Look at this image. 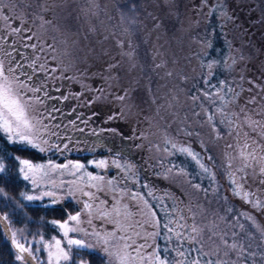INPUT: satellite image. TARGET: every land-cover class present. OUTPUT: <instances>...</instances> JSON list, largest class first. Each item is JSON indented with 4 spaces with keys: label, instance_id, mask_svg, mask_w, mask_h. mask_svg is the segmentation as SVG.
<instances>
[{
    "label": "snow or ice",
    "instance_id": "1",
    "mask_svg": "<svg viewBox=\"0 0 264 264\" xmlns=\"http://www.w3.org/2000/svg\"><path fill=\"white\" fill-rule=\"evenodd\" d=\"M10 2L11 10L8 5L0 2V28L4 30L3 34H0V140L18 146L17 151L63 155L65 151L72 149L64 142L66 137H62L59 132L61 126L52 124L55 119L53 113L59 109L46 106L47 101L53 99L47 91V80L36 78L41 73L51 78L57 67L46 66L45 63L40 62V55L26 59L20 56L19 50L12 45L23 43L24 48H30L37 53H43L45 47L55 52V46L47 41L38 45L35 42L37 39L35 32L28 27L29 17L26 14L12 15L11 13L16 11L17 3L15 0ZM203 5L209 6V16L220 6L209 5V0H203ZM39 7L40 14L36 15V19L40 22V27L52 25L53 20L47 19L44 15L51 12L47 0ZM222 15L228 16L227 12H223ZM228 19L231 17L228 16ZM15 36H19L20 39H13ZM119 44L123 47V41ZM207 47H212L211 41L207 42ZM124 55L131 58L133 52ZM50 59L54 61L56 58L51 56ZM220 63L219 60H210L206 65H202L208 69V77L204 83L215 91L202 89L201 94L193 95L191 99L193 102L203 99L210 105H217L219 102L215 112L208 108L204 109L206 122L215 132L216 139L222 138L218 125L226 126L230 134L235 132V144L227 145L232 151L225 152L224 161L218 168L213 156H202L190 144L178 145L166 133L163 137V151L169 156L176 153L183 154L196 163L199 168L198 175L206 178L209 186L192 183L191 180L188 183L195 190L203 192L205 196L211 194L222 200L226 205L223 209L224 214L213 213L214 219L201 223L196 218L198 215H203V210H194L190 204L185 208H178L177 205L183 203V200L174 194L168 197L173 201L171 205L163 203L153 205L149 202V197L160 200L163 198L156 197L152 190L142 193L119 189L122 195L137 202L136 211L144 217L142 220L126 223L136 214L131 210L130 205L121 203V200L115 197H113L114 203H110L108 200H101L98 195L104 192L105 185L112 186V191L115 192L118 187L117 178L106 180L100 174L94 175L79 161L68 160L65 163H57L53 159H48L46 162L36 163L12 155L9 158L15 161L18 175L29 182L33 189L31 193L20 192L22 201L36 202L48 198V205H56L63 199L76 198L77 193L81 197L77 200V203L82 204L80 211L75 214L66 213L67 218L63 221L59 219L46 221L62 235L59 239L53 236L51 240H44L41 235L38 243L47 250L45 264H68L70 261L72 264H77L73 257V248L95 247L83 238L70 236V233L81 232L97 237L100 248L107 258V264H264V223H261L252 211L264 214V143H260L251 134L255 133L260 139H264V123L252 120L247 114L241 116L240 113L225 112L226 104L231 102L226 97L233 92V89L227 87V92L221 94L224 92L221 86L226 87L227 82L219 81L217 85L211 84L212 69ZM232 63L235 64L236 60L233 59ZM228 67L230 68L231 65ZM238 96L239 93H236V97ZM117 98L125 99L123 95ZM60 99L67 100L69 97L62 96ZM243 111L241 109V113ZM217 114L221 119L217 120ZM196 115L200 114L196 113ZM117 118L118 115H110L108 120ZM70 123L75 124V121ZM245 127L250 129V132L244 131ZM93 135H97V132L93 131ZM186 135L191 136L192 133L187 132ZM201 147L203 148V144ZM204 152L207 153L208 149H204ZM88 164L96 168H107L109 164H114L122 171L125 168L131 171L135 167L131 164L121 165L118 160H92L88 161ZM173 169H176L178 175H189L183 167L174 164L167 171L171 172ZM9 171L10 166L5 163V157L0 156V175ZM218 175L223 176L227 181L231 195L238 197L243 204L250 205L251 210L241 211L231 206L229 196L221 195ZM56 176L60 177L58 182L53 179ZM65 176H71L72 179L65 180L63 179ZM249 179L257 184L256 191L248 187ZM144 187L147 188L148 185ZM42 188L45 190H41ZM65 188L66 196L58 195V191ZM0 198L5 200L4 207L12 204L14 210L21 211L25 207L20 200H13L3 187H0ZM139 202H142V208L139 207ZM157 209L164 211L163 217L158 215ZM82 214L87 217L86 223L91 227V232L80 226L83 223ZM93 217L111 224L112 229L97 231L93 225ZM0 224L3 225L5 234L10 239L15 261L18 264H32V262L40 264V258L35 252L41 251V248L34 249L31 243L22 242L25 240L23 236L25 229L13 230L8 212L0 214ZM138 229H143L144 234L141 235ZM161 236L165 241L164 244L158 241ZM117 241L122 243H115ZM78 264H87V262L80 260Z\"/></svg>",
    "mask_w": 264,
    "mask_h": 264
},
{
    "label": "rangeland",
    "instance_id": "2",
    "mask_svg": "<svg viewBox=\"0 0 264 264\" xmlns=\"http://www.w3.org/2000/svg\"><path fill=\"white\" fill-rule=\"evenodd\" d=\"M199 1L203 5V0ZM15 2L17 3L19 10L16 8V11L12 14L15 16H23L26 14L29 17L28 27L33 29L37 37L35 42L38 45L44 41L51 42L55 46V52L50 51L47 47H45L43 53H37L30 48L22 49L21 46L23 43H18L14 46L19 50V54L22 57H27L28 53L25 50L28 49L33 57L40 55V62L45 63L46 66L50 65L52 67H57V71L52 73V75H55L51 82L52 85L48 88L52 91H64L65 96L69 97V99H67V104L69 103L70 105L69 109L61 116L58 111L53 113L55 119L52 121V124H59L61 126L59 132L62 137H66L64 142L69 144V148L73 150L71 153L74 154L70 155L71 153H63V155H60L59 153H56V158L53 160L57 163H65L68 160L79 161L85 164L87 170L94 175L100 174L104 176L106 180L112 179L113 177L117 178L118 187L115 192L112 191V186L105 185L104 192L99 193L98 195L101 200H108L110 203H114L113 197H115L116 199H120L121 203L129 204L131 210L136 214L126 221V223H133L136 220H142L144 217L136 211L137 202H133L128 196L122 195L119 189H124L125 192L131 191L142 193H147L149 190H152L156 197L163 198L160 200L149 197V202L153 205L161 203L171 205L173 201L168 197L174 194L176 197L183 200V203L177 205L178 208H185L186 205L190 204L194 210H203V215H198L196 218L197 221L201 223H207L209 220L214 219L213 213L223 215V209L226 205L222 200H219L211 194L205 196L203 192L195 190L191 187V184L188 183V181L191 180L192 183H201L205 186L203 183V177L198 175L197 172V181L194 180L193 175L188 169H186L183 162L173 159L178 157L177 155L180 153L169 156L162 148H160V141H163V137L166 133L178 145L190 144L196 152H200L202 155L204 152H201L200 149L203 151V149L207 148L206 140L202 141L204 144L202 149V147L198 148V143L193 142L192 140L189 141L186 137H176V135H173L168 127L164 128L160 121L154 117L152 109L147 108L145 105L142 106L136 101L130 103L127 99L128 97L125 95V93H128V90L121 87L118 81L119 79L115 77L113 72L110 73V69H113L112 66H109L108 64L110 59H118L117 57L120 55L118 54V52L120 53L119 44L116 45L115 42L116 35L112 34L114 32L116 33L115 30H117L114 29V27L119 25V27L123 26V28H125L134 22L137 16L136 10H138L135 2L133 0H88L87 3H84V1L81 2L75 11H70L66 6H70L72 9L76 6L74 5L75 0H47L51 12L44 15L47 19L53 20L54 23L45 27H40V22L36 19V15L40 14L39 5L45 3V0H15ZM88 3L89 6H87ZM29 4L31 5L30 7H33L31 11H28V13H26V10L22 11V7H29ZM81 9L83 12L79 11ZM147 11L150 12L151 15L150 21H145L147 29H144L146 39L149 43L148 45H150L157 63L162 65V71L169 73L170 64L165 60L164 55L161 53L163 46L161 42L164 41L168 43L169 39L172 40V29H175V27L180 28L179 24L178 22H175L176 20H174L173 14H170V11L167 9H165L164 12L168 16L165 15L166 18L164 20H162V16L161 19L157 15L152 7L148 8ZM142 24L143 22L141 25ZM80 25L83 26L84 30H82L84 32L81 31ZM99 27L102 28L98 30ZM157 31L164 36L160 37V33H157ZM17 39L19 40L20 37L18 36ZM125 44L127 46V51L128 47L132 48L130 51H134L131 42H129V45H127V42ZM126 49L123 46L124 52H126ZM51 56H55L56 59L54 61L51 60ZM250 60V62L253 63L251 58ZM244 67L246 69L248 68L246 66ZM247 71L252 78L249 80L244 78L242 81L243 85L234 88L232 94L227 95L226 99L231 102L226 104L225 112L228 114L240 113L241 116L247 114L252 120L264 123V89L262 90L264 84L252 75L253 73L249 68ZM36 78L38 80L40 79V77ZM56 83L58 84L56 85ZM52 91L49 93H51V96L53 97V99H51L53 103H50L51 100H49L46 105L49 108L55 105V98H59L55 93H52ZM224 93L225 92H222L221 94ZM236 93H239L238 97H236ZM121 95L125 97L124 100H119L117 98ZM217 103L218 105H214V107L219 106V102ZM49 104H51V106ZM171 106L172 105L169 104V111L175 109V107L172 108ZM241 109L244 110L243 113H241ZM72 113H74V115L70 118L69 114ZM110 115H118L119 118L108 120ZM162 117L165 116L163 115ZM169 118H171V115L167 117V119ZM219 119H221L220 116L218 117V120ZM71 121H75V124L70 123ZM221 126L222 138L219 139L220 141L216 139L214 132L215 141L218 146L215 145V149L213 148L209 153H206V155L214 157L215 164L218 168L224 161L225 152L232 151L227 145L235 144L236 142L235 132L233 131L230 134L229 129L226 126ZM196 128L202 129L203 126L202 124L200 126L197 124ZM218 128H220V126H218ZM113 129L115 131H112ZM93 131H96L97 135H93ZM244 131L250 132V129L245 127ZM197 132L199 133V131ZM251 134L253 138L257 139L260 143H264V139H260L255 133ZM90 136H92V144H90ZM157 145H159V148H157ZM94 146V150H100L98 153H95L91 158L90 156H87V160L85 161L79 159L78 155L84 156L87 154L76 153L90 150V148ZM106 146L108 147V151L104 152L103 150ZM220 147L222 151H220ZM112 148H118V151L111 152ZM123 149H127L128 152L125 153ZM12 155H16V153L10 152V154L6 155L0 145V156L5 157V163L10 166V170L14 171L18 177H21L17 173L15 161L7 159L8 156L10 157ZM20 157L25 158L22 156ZM168 157L172 159L170 164L165 162V159ZM47 160L48 159L46 158L39 162L32 159V161L36 163H43ZM92 160H118L121 165L131 164L135 167L131 171H128L126 168L122 171L114 164H109L107 168H96L94 165L88 164V161ZM173 164L178 167H183L189 175H178L176 169L168 172L167 170ZM220 170L222 171V168ZM5 175L6 173L0 175V187H3L13 200H20L21 203H24L25 207L23 211L19 209L14 210V205L12 204H9L8 207H4L5 200L0 198V214L5 212L9 213V220L13 230L25 229L23 232L25 240L22 242L26 244L31 243L34 249L41 248V251L35 252V255L40 258V264H45L47 260V250L42 248L41 244L38 242L40 241L41 235L44 240H51L53 236L57 239L60 238V235L62 234H58V229H55L51 224L46 223V221L58 218L48 217L43 214L35 216L33 211L37 208L38 204L46 203V205H48V198H45L44 201L36 202L22 201L19 195L20 192H33L30 183L23 180V186H25V188L21 189L18 195H14L5 188ZM53 179H56L58 182L60 177L56 176L53 177ZM63 179L71 180L72 177L65 176ZM217 179L221 185V195L229 196L231 206L241 211L251 210L250 205L243 204L238 197L231 195L228 183L223 176L218 175ZM144 185H148V187L146 188ZM207 186L209 185H206L205 187ZM248 187L253 191L257 190V184L253 183L252 179H249ZM41 190L45 189L42 188ZM66 193V188L58 191V195L61 196H66ZM36 194H39V192H36ZM78 199H81L79 193L76 194V198L69 197L63 199L56 205L67 207L66 205L70 202L73 209L75 208L71 214H75L82 208V204L77 203ZM139 207H143L142 202H139ZM252 211L253 214L257 216V219L261 223H264V214L256 213L254 210ZM157 212L159 216H164V211L162 209H157ZM66 218L59 220L63 221ZM81 219L83 223L80 226L91 232V227L86 223L87 217L82 214ZM93 225L97 231L101 232L105 229L111 230L113 227L111 224L95 219L94 217ZM0 227L4 233V238L8 239L10 242L9 237L5 234L3 225L0 224ZM138 230L141 231V235L144 234L143 229ZM148 231H151V229H148ZM37 233L40 235H37ZM70 236L83 238L87 243L95 246L93 248H73V257L77 264L80 260H84L89 264L84 250L98 251V254L103 260V264H107V258L101 250L100 244L95 235H85L81 232L78 234L70 233ZM158 241L161 244L165 243L163 236L159 237ZM62 243H64V241H62ZM115 243L122 242L117 241ZM11 248L14 254L12 245ZM3 263L18 264V262L15 261V258L10 262ZM32 264H35V262H32ZM68 264H72V262L70 261Z\"/></svg>",
    "mask_w": 264,
    "mask_h": 264
},
{
    "label": "trees",
    "instance_id": "3",
    "mask_svg": "<svg viewBox=\"0 0 264 264\" xmlns=\"http://www.w3.org/2000/svg\"><path fill=\"white\" fill-rule=\"evenodd\" d=\"M83 1L87 3L88 0H75V7L72 9L70 6L66 7L70 11H75L77 6ZM133 1L138 7V10H136L137 16L134 22H132L133 26L130 24L128 27L123 28L121 26V28L118 25L114 27V29H117L115 30L116 33L114 32L112 34L116 35V45L120 41H123L125 49L127 47L125 43L127 42V45H129V42H131L134 47V51L132 50L134 55L131 58L124 55V53L130 52L132 48L128 47V51L126 49V52H124L123 47L119 44L120 53L118 52V54L120 55H118V59H110L108 63L113 68L110 69V73L113 72L115 77L119 79L118 81L121 87L128 90V93H125V95L128 97L127 99L130 103L136 101L142 106L145 105L147 108L152 109L154 117L160 121L164 128L168 127L176 137H186L187 140L198 143V148H201L202 141L206 140V149H208L207 153H209L211 149H215V145L217 144L214 131L206 122L204 109L208 108L212 112H215L216 107L210 105L203 99L197 102H193L191 99L193 95L201 94L202 89L215 91L214 89L208 88L204 83V80L208 77V69L202 65H206L210 60H219L221 62L212 69L213 77L211 78V84L217 85L219 81H226L227 86H221L224 88V92H227V87L234 89L242 86L244 78L247 80L251 79L252 77H250L251 75L247 71L248 68L253 73L251 74L264 84V43L261 44L258 41L259 37H264V9L255 8V3L251 5L246 0H240L239 15L246 16L244 9L246 7L248 9V6H252L254 10L249 12L251 19L245 17L242 20L240 16L239 20L236 21L230 11H221L225 7V4L217 7L213 11V14L209 16V9L204 8V5L199 0L198 3L195 0ZM213 1L215 4H218L216 0ZM227 3L229 2L227 1ZM234 3L235 1L232 0L229 5H234ZM87 6H89V3ZM148 6L152 7L160 18L162 16V20L168 16L164 12L167 9L170 11V14H173V18L176 20L175 22L179 24L180 28L175 27V29H172L173 39H169L168 43L161 42L163 45V52L161 51V53L170 64L169 73L171 75L163 72L162 66L156 67L159 64L154 58L153 51L150 45H148L149 43L144 33V29L147 27L145 21H150L151 19L150 12L147 11L150 8ZM32 8L22 7V11H31ZM17 9L19 8L17 7ZM82 9L79 11L83 12ZM223 12H227L231 19H228V16L222 15ZM252 21L256 27H251L252 24L249 23ZM142 22L143 24L141 25ZM246 22H248L251 29L246 27ZM81 25V31L84 32L83 26ZM100 28L102 27H99L98 30ZM157 33L160 32L157 31ZM162 36L164 35L160 33V37ZM209 41L212 43L211 48L207 47V42ZM95 43L97 44L96 41ZM250 58L253 63L250 62ZM233 59L236 60L235 64L232 63ZM228 65H231V67L229 68ZM244 66L248 68L246 69ZM263 87L262 90L264 89ZM169 104L172 105V108L175 107V109L169 111ZM196 113L200 115H196ZM162 114L165 117H162ZM169 115H171V118L167 119ZM218 117L219 114H217V120ZM197 124L199 126L202 124L203 128H196ZM218 126H220V129L222 128L221 125ZM187 132H191L192 135H186ZM0 145L4 153H16V155L39 162L46 158H56L54 153L45 154L17 151L18 146L9 145L3 140H0ZM163 147V141H160V148L163 149ZM200 151L204 152V149L203 151L200 149ZM220 151H222L221 147ZM202 155L204 156L206 153L204 152ZM177 156V159H173L182 161L186 169L193 175L194 180H196L198 178L196 173H199V168L196 163L190 157L183 154ZM78 157L82 161L87 160V155H78ZM7 159H10L9 156ZM171 161L172 159L169 157L165 159L167 164H170ZM203 183L205 186L209 185V181L206 178H203ZM4 185L7 191L14 195H18L21 189L25 188L23 186V179L18 177L12 170L4 176ZM66 206H50L46 205V203L38 204L33 213L35 216L43 214L48 217L63 219L66 218V213H72L75 209H73L70 202ZM4 237V233L0 227V264L10 262L14 258L11 244ZM84 253L87 256L89 264H103V260L98 254V251L84 250Z\"/></svg>",
    "mask_w": 264,
    "mask_h": 264
},
{
    "label": "flooded vegetation",
    "instance_id": "4",
    "mask_svg": "<svg viewBox=\"0 0 264 264\" xmlns=\"http://www.w3.org/2000/svg\"><path fill=\"white\" fill-rule=\"evenodd\" d=\"M227 1L230 3L232 0H216V3H218L219 5H220V7L221 6H223L224 4H225V7H223L222 9H221V11H230L233 15H234V19L236 20V21H238L239 20V17L240 18H242V20H244V18L246 17L247 19H251L250 18V14H249V12L250 11H252V10H254L253 8H252V6H248V9H247V7L244 9L245 10V12H246V16H244V15H239L238 13H240V10H239V2H241L240 0H234L235 1V3H234V5H232V4H230L229 5V3H227ZM247 2H250L251 3V5L252 4H256V6H254L255 8H258V9H264V0H246ZM0 2H2L3 4H6V5H8V7H9V10H11L12 9V3L10 2V0H0ZM195 2L196 3H198V0H195ZM213 4H215V2L213 1V0H209V5H213ZM204 8H206V9H209V6H203ZM229 9H228V8ZM19 10V9H18ZM13 13V12H12ZM11 13V14H12ZM26 13H28V11L26 12ZM13 15V14H12ZM249 24H252V26L251 27H256V25H254V22L252 21L251 23H249ZM249 24H248V22H246L245 23V25H246V27L247 28H249V29H251V27L249 26ZM263 26H264V24H263ZM255 29V28H254ZM3 29L2 28H0V33L1 34H3ZM18 38V36H15V37H13V39H15V40H18L17 39ZM258 41H259V43H264V37H259V39H258ZM12 46H14V45H12ZM14 47H16V46H14ZM21 48L22 49H24V47H23V45L21 46ZM28 54H27V57H26V59H30V58H32L33 57V55H32V53L27 49V50H25ZM38 78L40 77V79H46L47 80V84H48V87H51V82H52V80H53V78L55 77V75H52L51 74V78H49L47 75H45L44 73H41V74H39L38 76H37ZM58 83H56V85H57ZM47 87V91L48 92H50V91H52V90H50V88H48ZM49 89V90H48ZM52 93H55L56 94V96L57 97H59V98H55L56 100V102H55V105L54 106H52V107H58L57 109H59V111H58V113L60 114V116L61 115H63L64 113H66L67 112V110L69 109V107H70V105H69V103L67 104V100H63V99H60V97H62V96H65V92L64 91H57V90H53L52 91ZM50 95H51V93H50ZM50 103H53V101L51 100L50 101ZM50 106H51V104H49ZM70 115V118H72V116L74 115V113H72V114H69ZM78 115V114H77ZM91 135V134H90ZM92 136H90V144H92V138H91ZM93 146V145H92ZM94 148H95V146L94 147H91L90 148V150H84V151H81V152H78V153H76V154H80V153H86L87 154V156H90V158L91 157H93L94 156V154L95 153H98V151H100L99 149L96 151V150H94ZM108 147L106 146L105 148H104V152L105 151H108V149H107ZM124 150V152L125 153H127L128 151H127V149L125 150V149H123ZM114 152V151H118V148H116V149H114V148H112V150H111V152ZM71 152H73V150H71V151H66V152H64V153H68V154H70ZM45 154H47V153H45ZM74 153H71L70 155H73Z\"/></svg>",
    "mask_w": 264,
    "mask_h": 264
}]
</instances>
